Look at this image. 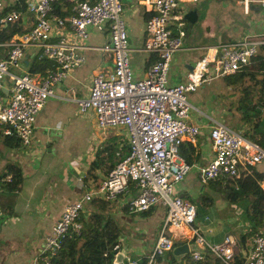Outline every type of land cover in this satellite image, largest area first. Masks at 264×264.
<instances>
[{"label":"built area","instance_id":"obj_1","mask_svg":"<svg viewBox=\"0 0 264 264\" xmlns=\"http://www.w3.org/2000/svg\"><path fill=\"white\" fill-rule=\"evenodd\" d=\"M0 0V9L6 7ZM58 0H25L33 24L20 36L0 44L7 48L0 59V127L2 135L14 137L29 146L35 120L48 99L56 96V88L85 57L77 50L87 38L90 26H108L112 70L105 76L93 77L86 97L77 100L82 114L92 110L100 129L123 128L127 135L128 154L109 169L98 186L82 193L66 204L45 236L43 246L30 264H50L69 233H79V213L93 198L113 200L127 198L131 214L144 213L161 205L165 209L163 224L146 264L171 251L175 242L185 241L191 260H202L203 251L221 264H264V235L255 236L250 249L244 250L236 236L228 234L218 243L209 242L200 228L194 226L195 206L178 195L177 186L190 167L180 155L184 141L194 143L202 128L189 120L191 105L186 95L215 77L235 73L249 64L257 48L264 44L262 35L245 36L224 43L217 55L199 58L193 71L178 84H168L172 58L184 42L186 31L181 22L179 3L198 0H141L150 13L145 21L144 50L155 55L154 63L144 78H134L129 63V43L121 0H75L73 14L67 18L54 16ZM244 11L250 5L264 8V0H238ZM20 14L10 11L1 23H13ZM55 25L63 29L56 32ZM71 40H70V38ZM35 48L39 58L53 61L56 67L44 77L21 67L28 47ZM213 157L200 170L201 186L221 177L237 178L250 174L256 166H264V146L248 140L239 131L215 122L208 127ZM259 185L264 188V175ZM3 210L0 209V217ZM192 246V247H191ZM241 261H237L238 259ZM122 264H140V258L122 253Z\"/></svg>","mask_w":264,"mask_h":264},{"label":"crops","instance_id":"obj_2","mask_svg":"<svg viewBox=\"0 0 264 264\" xmlns=\"http://www.w3.org/2000/svg\"><path fill=\"white\" fill-rule=\"evenodd\" d=\"M74 1L58 0L54 8L56 13L52 14L61 18L69 17L73 14ZM14 2L15 0L6 1V7L14 5ZM121 2L130 49L129 63L134 78H144L149 66L155 61V55L144 50V27L150 12L145 9L141 0ZM179 10L182 15L194 10L197 21L191 26H188L186 21L181 22L186 36L181 49L174 54L170 63L169 85L183 82L186 75L193 71L199 58L204 56L214 58L221 44L235 42L245 36H260L264 31V8L252 4L248 11H244L238 0H198L196 3L181 1ZM21 16L24 19V29H29L33 24L32 14L25 10ZM107 27L105 25L88 28L87 38L79 43L77 50L84 55L85 61L71 70L67 78L56 88V96L48 99L38 113L32 143L26 147L19 145L8 148L0 137V146L4 148V152L0 153V203L6 201L0 207L3 210V216L0 218V264H30L39 253L45 236L59 218L63 207L88 191L83 184L87 170L93 166L97 175L101 179L104 177L99 168L100 163L95 157L99 146L114 138L121 143H127L125 129L106 128L97 131L94 112L88 110L82 114L77 104V100L86 97L93 77L105 76L112 70ZM55 28L58 34L63 31L56 25ZM34 55H37L35 48L28 47L21 63L23 70L28 69ZM214 83L216 82L203 83L199 88L200 92L197 95L191 93L188 100L191 105L189 120L201 127H207L201 129L194 143L184 141L180 147V155L184 160L187 159L188 162H185L190 167L189 171L194 169L196 172L192 171L185 182L178 184L177 193L189 202L193 200L191 203L197 212L194 226L200 228L209 242L218 243L224 236L228 234L236 236V233L246 232V229L240 215L241 210L230 209L229 205H233L225 200L207 199L209 203L205 207L197 206L198 196L203 193L211 196L210 191L202 188L198 181L199 170L213 157L208 127L215 122H222L221 117L225 109L229 113L233 112L214 90H207L205 84L210 86ZM238 115L236 127L243 133L245 126L241 125ZM8 162L17 164L23 175L21 188L15 192L4 188L9 176L1 177ZM258 168L264 171V166ZM194 180L198 182L199 189L194 190L192 184ZM124 200L118 198L123 208V204L126 203ZM140 217L147 227H150L143 226V230L149 235L147 242L130 236L129 231H126L129 236L126 233L125 235L130 238L122 233V248L118 253L124 252L135 258H146L151 253L164 221L165 209L159 205ZM138 220L136 219V222ZM124 229L128 230L127 226H124ZM15 233H18L19 237L15 236ZM251 241L252 239L247 241V251L250 249ZM184 244L187 243L178 241L174 247ZM202 253V260L194 262L189 253L179 256L172 253L171 258L165 252L159 255L154 264H221L206 251Z\"/></svg>","mask_w":264,"mask_h":264},{"label":"trees","instance_id":"obj_3","mask_svg":"<svg viewBox=\"0 0 264 264\" xmlns=\"http://www.w3.org/2000/svg\"><path fill=\"white\" fill-rule=\"evenodd\" d=\"M54 8L55 5L52 7L53 12H55ZM12 10L20 14L19 20L13 23H1V19ZM25 10V0H15L14 5L0 9V44L26 32L23 26L24 19L21 16ZM6 51L7 48L0 46V59L5 56ZM55 67L56 64L53 61L34 55L27 71L44 77L48 71ZM223 79L228 87L229 96L236 97L241 92L231 105L235 104L234 106L240 112L241 125L245 126L243 136L264 146V113L262 112L264 107V44L257 48L256 54L251 57L249 64L233 74L224 76ZM254 94H258L256 103H252V100L248 99V95ZM0 137L8 148L21 145L18 139L2 135L1 127ZM127 154L128 144L121 143L114 138L110 142L107 141L100 145L95 157L100 163V171L105 176L109 169L125 158ZM185 161H187L186 158ZM86 175L83 184L88 191H92L98 186L101 178L93 166L87 170ZM263 175V169L256 166L250 174H241L233 179L219 177L206 185H200L210 191L211 196L201 194L197 201L198 208L205 207L209 203L207 199L213 200V194H218L233 206L241 205L238 208L241 209L240 215L244 221L246 232L236 233V237L245 250L247 241L257 235H264V188L259 185ZM8 176L9 180L6 181L4 188L10 192L19 190L23 181L21 168L15 163L8 162L1 177ZM115 200L117 198L113 200L93 198L88 202L77 218L81 230L79 233L73 232L62 237L60 248L56 255L50 259V264H116L115 256L122 248V239L120 238L122 231L115 217L110 213L116 206ZM123 205V209L127 212V203ZM150 211L151 209L144 213L148 214ZM167 253L173 258L172 250ZM157 258L159 255L154 258V262ZM237 261H241V259L239 258ZM146 263V258H140V264Z\"/></svg>","mask_w":264,"mask_h":264},{"label":"rangeland","instance_id":"obj_4","mask_svg":"<svg viewBox=\"0 0 264 264\" xmlns=\"http://www.w3.org/2000/svg\"><path fill=\"white\" fill-rule=\"evenodd\" d=\"M187 24H188V26H189V23L187 22ZM216 82V83H214L213 85H206L205 84V86H206V88H207V90L208 91H211V90H214L216 93H217V95H218V97L219 98H221V100H223L224 101V103L226 104V106L229 108V109H231L233 112L232 113H229L228 111H227V109H225V113H222V117H221V120H222V123L223 124H225L227 127H229V128H231V129H233V130H235V131H239L238 130V128L236 127V121H238V118H237V115H238V113H239V111L237 110V107H235L234 105L235 104H233V105H231V103H232V101L235 99V98H237L238 96H239V94L241 93H239L236 97H231V96H229V93H228V87L226 86V84H225V81H224V79H223V77H215V78H213L209 83H212V82ZM200 87H202V86H200ZM199 87V88H200ZM197 89L193 94L194 95H197V93H199L200 92V89ZM230 90V89H229ZM190 95H191V93H189V94H187L186 95V97H187V100H189L190 99ZM257 95L258 94H254V95H248V99H250V100H252V103H256L257 102ZM224 106V104H222V107ZM191 111H193V110H191ZM238 112V113H237ZM262 112L264 113V107H263V109H262ZM236 113H237V115H236ZM239 115H240V113H239ZM239 115H238V117H239ZM96 121V120H95ZM96 125H97V122H96ZM96 130L97 131H100L101 129L98 127V125H97V127H96ZM33 135H34V129H33V134H32V139H33ZM1 141V140H0ZM31 143H32V141H31ZM2 152H4V148H2L1 146H0V153H2ZM192 171L193 172H196L194 169H192ZM191 170L189 171V173L185 176V180L183 179L181 182H179L178 184L180 185L181 183H183V182H185L186 181V179L190 176V174L191 173H193ZM192 184L194 185V187H195V189L194 190H196V188H197V186H198V182H196L195 180H194V182H192ZM197 189H199V188H197ZM199 197V196H198ZM213 197L214 198H217V199H222L221 197H219L218 196V194H213ZM118 198H124L125 200H127V198L126 197H118ZM118 198H117V200H115L116 202V206H115V208H113L112 210H111V214H113V216L115 217V220H116V222H117V224H118V226H120L121 227V231H122V233L125 235V233H126V231H129V235L130 236H136L137 237V239L138 240H141V241H145V242H147V239H148V234L145 232V230H143V226H145V227H147V224L145 223V221L140 217V215H142V213L141 212H135V214H131L130 212H129V209L127 208V212L123 209V207H121V204L118 202ZM124 200V201H125ZM223 200V199H222ZM21 201H23L22 199H21ZM6 203V201L4 200V201H2V203H0V207L1 206H3L4 204ZM227 205H228V203H227ZM198 206V205H197ZM239 206H241V205H239ZM239 206H230L229 205V207H230V209H236V208H238ZM1 209V208H0ZM238 209H240V208H238ZM2 210V209H1ZM241 210V209H240ZM234 211V210H233ZM136 219H139L138 220V222H136ZM243 224H244V222H243ZM124 226H127V229L128 230H125L124 229ZM244 226H245V224H244ZM140 228V229H139ZM147 228H150V227H147ZM139 229V230H138ZM122 233H121V235H122ZM236 233V232H235ZM127 234V233H126ZM15 236H17V237H19V234L18 233H15L14 234ZM128 235V234H127ZM127 235H125L127 238H130V237H128ZM121 239H122V236L120 237ZM150 240V239H149ZM122 242V241H121ZM35 264H40L39 262H36Z\"/></svg>","mask_w":264,"mask_h":264},{"label":"water","instance_id":"obj_5","mask_svg":"<svg viewBox=\"0 0 264 264\" xmlns=\"http://www.w3.org/2000/svg\"><path fill=\"white\" fill-rule=\"evenodd\" d=\"M183 20L188 22L189 25H193L197 21V14L194 10H190L187 13L183 15ZM188 32H190V29H188ZM172 253L176 256L183 255L185 253H189L188 245L184 244L182 246H177L172 249ZM121 253H118L115 257V263L116 264H122L121 263ZM120 260V261H119Z\"/></svg>","mask_w":264,"mask_h":264},{"label":"clouds","instance_id":"obj_6","mask_svg":"<svg viewBox=\"0 0 264 264\" xmlns=\"http://www.w3.org/2000/svg\"><path fill=\"white\" fill-rule=\"evenodd\" d=\"M174 248V247H173Z\"/></svg>","mask_w":264,"mask_h":264}]
</instances>
